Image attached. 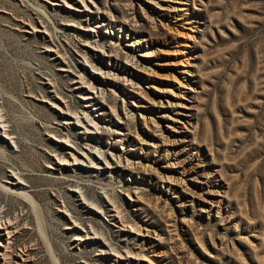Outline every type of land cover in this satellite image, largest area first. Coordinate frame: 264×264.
Listing matches in <instances>:
<instances>
[{
	"label": "rangeland",
	"instance_id": "rangeland-1",
	"mask_svg": "<svg viewBox=\"0 0 264 264\" xmlns=\"http://www.w3.org/2000/svg\"><path fill=\"white\" fill-rule=\"evenodd\" d=\"M0 113V264H264V0H0Z\"/></svg>",
	"mask_w": 264,
	"mask_h": 264
},
{
	"label": "bare ground",
	"instance_id": "bare-ground-1",
	"mask_svg": "<svg viewBox=\"0 0 264 264\" xmlns=\"http://www.w3.org/2000/svg\"><path fill=\"white\" fill-rule=\"evenodd\" d=\"M94 68H97V67L94 66ZM89 87L90 88H87V90L85 91V95L87 96V98H90V101L91 102H93L96 99L95 98L96 96L94 94V92H95L94 90L96 89V87L95 86H89ZM75 114H76L77 121L81 122L84 125V127L86 128L85 131L86 130L90 131L89 129H91V131H92V128H95V129H99L100 128L99 122L97 120H94L89 114L88 115L86 114L85 115V118H82L80 115H78V113H75ZM0 121L2 122V124L4 126L3 127V132H7V129H6V127L4 125V121H3V115L1 113H0ZM71 152H72L71 154L73 155L74 160H79V158H81L80 155H77V153L75 151H71ZM85 153H86V157H89L90 160H91V162L97 163L98 165L100 164L99 162H97L98 160L95 161V159L93 158L92 155H94V154H92L89 151H87V152L84 151L83 154H85ZM100 154L104 157V160L106 161V163L110 161V159H108L104 153L100 152ZM10 179H11V182L14 183L16 186L17 185H21L18 181H15L16 179L13 178V176ZM23 196L26 197V198H28V199H30L29 194H27V193H23ZM3 213L4 212L0 209V224H1V226L3 225L4 226V229H6L7 232H8L7 233V235H8V243L6 245V249H7V247L9 246L10 240L13 238V235L16 232L15 230H17V228H18V222L17 221H13L10 218L8 219L9 220L8 222L7 221L4 222V219H3L4 217H2ZM85 234L86 235H90V232H87ZM81 236H83V235H81ZM24 260H27V258L25 257ZM23 263H25V261ZM6 264H7V262H6Z\"/></svg>",
	"mask_w": 264,
	"mask_h": 264
}]
</instances>
